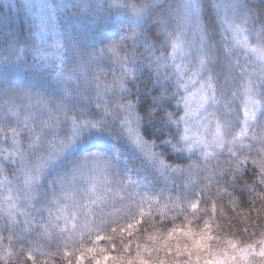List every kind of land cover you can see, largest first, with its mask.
<instances>
[{"label":"snow or ice","instance_id":"1","mask_svg":"<svg viewBox=\"0 0 264 264\" xmlns=\"http://www.w3.org/2000/svg\"><path fill=\"white\" fill-rule=\"evenodd\" d=\"M8 7L0 264H264V0Z\"/></svg>","mask_w":264,"mask_h":264},{"label":"trees","instance_id":"2","mask_svg":"<svg viewBox=\"0 0 264 264\" xmlns=\"http://www.w3.org/2000/svg\"><path fill=\"white\" fill-rule=\"evenodd\" d=\"M21 3H23V0H20ZM163 2V0H161ZM254 3H258L259 0H253ZM16 3V0H0V19H14L17 23H19L21 17V14L23 13V9L21 8H12L9 9L8 5ZM24 24L25 27H27L28 21L26 18H24ZM47 250V249H45ZM53 251L55 250V247L53 246ZM46 260V257H38V262H44Z\"/></svg>","mask_w":264,"mask_h":264},{"label":"rangeland","instance_id":"3","mask_svg":"<svg viewBox=\"0 0 264 264\" xmlns=\"http://www.w3.org/2000/svg\"><path fill=\"white\" fill-rule=\"evenodd\" d=\"M101 246H103V244ZM113 254H115V253H113ZM38 264H44V262H38Z\"/></svg>","mask_w":264,"mask_h":264}]
</instances>
